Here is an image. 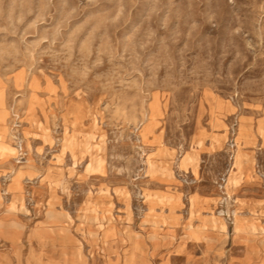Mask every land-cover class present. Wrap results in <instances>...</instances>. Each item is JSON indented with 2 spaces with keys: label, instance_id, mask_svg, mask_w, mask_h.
Here are the masks:
<instances>
[{
  "label": "rangeland",
  "instance_id": "rangeland-1",
  "mask_svg": "<svg viewBox=\"0 0 264 264\" xmlns=\"http://www.w3.org/2000/svg\"><path fill=\"white\" fill-rule=\"evenodd\" d=\"M264 264V0H0V264Z\"/></svg>",
  "mask_w": 264,
  "mask_h": 264
},
{
  "label": "crops",
  "instance_id": "crops-1",
  "mask_svg": "<svg viewBox=\"0 0 264 264\" xmlns=\"http://www.w3.org/2000/svg\"><path fill=\"white\" fill-rule=\"evenodd\" d=\"M229 264H238V263L236 261H234V260L231 259V261H230Z\"/></svg>",
  "mask_w": 264,
  "mask_h": 264
}]
</instances>
